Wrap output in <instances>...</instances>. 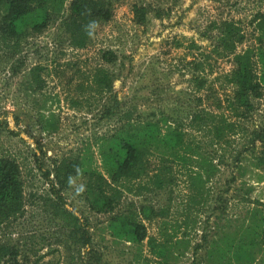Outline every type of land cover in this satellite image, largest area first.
Wrapping results in <instances>:
<instances>
[{"label":"rangeland","instance_id":"374dc122","mask_svg":"<svg viewBox=\"0 0 264 264\" xmlns=\"http://www.w3.org/2000/svg\"><path fill=\"white\" fill-rule=\"evenodd\" d=\"M113 1L111 19L96 27L83 49L69 48L66 43L55 44L53 28L28 38L24 49L15 57L0 46V157L17 162L23 189L21 213L0 226V240L15 243L20 254L17 258L24 264L68 262L66 249L53 243L58 234L65 231L50 216L46 206L53 197L43 173L51 168L52 160L83 151L88 146L93 166L103 171L97 141L101 135L114 131L118 124L92 125V111L86 106L77 109L70 104V98L75 95L71 90L81 81L79 75L101 65L112 72V92L124 108L131 107L142 119L155 110L166 113L163 116L169 120L179 117V125L188 134L191 146L183 147L173 156L164 155L172 167L173 178L165 192L154 189L141 191L140 195L137 191L123 194L121 208L131 203L138 205L144 199L156 208L164 206L168 210L166 206L169 207L165 217L143 221L147 237L139 247L115 242L105 230L106 216L89 211L75 187L63 192L65 205L78 216L85 217L93 241L107 247L105 264H160V259L150 253L147 240L152 237L157 243L163 242L167 235L173 239L166 245L169 246L168 264H207L202 251L193 254V248L200 244L206 229L207 232L222 230L229 223L243 229L248 225V212L257 206L264 215V169L253 167L258 149L253 152L249 143L251 132L264 121V94L254 102V111L247 119L230 115L225 100L232 86L225 76L232 68L231 57L212 55L208 36L215 34L218 22L232 20L245 35L237 51L254 45L260 33L255 17L264 15V0ZM134 5L148 6L152 10L146 24L134 22ZM157 10H161V18L153 16ZM102 50L114 51L118 60L114 64H103L100 60ZM195 60L204 62L203 70L195 71ZM37 64L46 68L43 90L46 106H50L59 118L58 130L53 133L36 125L35 113L29 114L33 101L23 91L21 76L24 70ZM17 66H21L18 74L13 71ZM193 75L205 77L204 88L196 89L198 84ZM175 104H180L181 108L176 110ZM199 111L201 119L194 120L191 125L192 115ZM205 113L209 116L205 117ZM15 117H19L20 124L15 123ZM222 119L230 122L234 131L229 133L224 129L222 146L209 145L212 137L209 131ZM202 156H210L214 164H219L218 173L206 182L203 195L190 201L189 197L197 194L189 176L199 171L196 164L201 162L198 159ZM158 161V156L148 158L150 174L158 167ZM231 174L235 180L223 191ZM148 177L144 176L141 183ZM81 184L80 178L72 181L74 186ZM159 192L166 194V199L159 196ZM215 204L221 207L214 209ZM260 252L264 255V236ZM256 255L255 262L261 258L260 253Z\"/></svg>","mask_w":264,"mask_h":264},{"label":"trees","instance_id":"16d2710c","mask_svg":"<svg viewBox=\"0 0 264 264\" xmlns=\"http://www.w3.org/2000/svg\"><path fill=\"white\" fill-rule=\"evenodd\" d=\"M113 7V0H0V46L11 57H15L24 49L28 38L53 28L52 41L55 44L66 43L69 48L83 49L90 42L96 27L111 19ZM151 11L148 6L134 5V22L146 24L147 15ZM160 11H154L153 16L161 18ZM255 20L260 33L254 45L241 51H237V48L244 43L245 35L237 22L221 20L215 26V34L208 36L212 55L231 57L232 68L225 80L232 86V92L226 96L225 101L230 115L237 119H247L254 111V102L264 94V15L257 14ZM207 58L209 56L204 60ZM100 60L103 64L110 65L118 58L114 51L102 50ZM203 63L195 60V71L203 70ZM20 70L21 66L13 68L17 74ZM45 70L44 66L37 64L24 70L21 77L24 95L33 101L29 114L35 113L36 125L41 130L53 133L58 130L59 118L49 109L50 106H46L47 98L43 93ZM79 76L81 81L71 90V94L75 93L70 98L71 106L80 109L86 106L88 111H92V125L107 122H116L118 125L114 131L101 135L97 141L103 171L93 166L89 146L83 151L70 152L52 160L51 168H46L43 173L53 197L46 206L50 209V216L65 231L58 234L53 243L61 245L68 252L66 264H105L107 247L93 241L88 220L67 208L63 192L75 187L89 211L106 216L105 230L115 242L139 247L147 237L143 221L150 222L165 217L169 207L166 206L168 210L164 206L156 208L144 199L138 205L131 203L121 208L123 194H135L137 191L140 195L141 191L151 192L154 189L165 192L173 178L172 167L164 155L173 156L183 147L189 148L191 145L187 140L188 134L179 125V117L169 120L167 116H163L166 113L155 110L142 119L134 114L135 110L131 107L124 108L112 92L114 76L109 68L100 65ZM192 77L198 84L197 90L204 88V76H199L200 79L194 75ZM92 100H96L94 104L90 103ZM180 104H175L176 110L181 108ZM200 114L202 112L199 111L192 115L191 125L194 120L201 119ZM208 116L205 113V117ZM20 121L19 117H15L16 124H20ZM216 124L209 131L212 137L208 144L213 146L221 145L220 141L225 137L224 129L229 133L234 131V126L225 119ZM249 143L253 152L258 149L253 167L256 170L264 169V121L251 132ZM150 156H158L160 162L151 174L148 166ZM198 160H201L196 164L199 171L189 176L197 194L189 197L190 201L195 200L198 195L202 196L206 182L218 173L219 164H214V159L210 156H202ZM146 175L150 176L141 183ZM230 176L223 191L228 190L235 180L234 175ZM74 178H80L82 184L72 185ZM261 179L260 177L259 181ZM161 192L158 195L165 198L166 194ZM170 202L171 200L168 203ZM22 207L23 189L19 165L14 159L0 157V226L19 215ZM220 207V204L217 207L215 204L214 209ZM258 207L248 212V225L243 229L236 225L230 226V223L224 225L222 230L207 232L206 229L201 235L200 244L193 248V254L198 250L202 251L207 264H264V255L260 252L264 236V215ZM170 237L172 236L167 235L163 242L158 243L152 237L147 240L150 253L160 259V264H168L169 246L166 245L172 243L173 239ZM258 253L261 258L255 262ZM18 255L15 243L0 240V264H24L18 260Z\"/></svg>","mask_w":264,"mask_h":264}]
</instances>
